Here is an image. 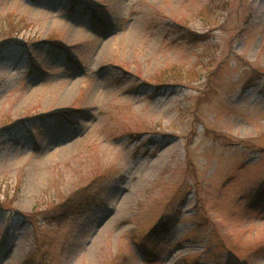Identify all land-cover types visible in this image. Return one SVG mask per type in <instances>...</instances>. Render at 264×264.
<instances>
[{"label":"rangeland","instance_id":"rangeland-1","mask_svg":"<svg viewBox=\"0 0 264 264\" xmlns=\"http://www.w3.org/2000/svg\"><path fill=\"white\" fill-rule=\"evenodd\" d=\"M0 264H264V0H0Z\"/></svg>","mask_w":264,"mask_h":264},{"label":"bare ground","instance_id":"bare-ground-1","mask_svg":"<svg viewBox=\"0 0 264 264\" xmlns=\"http://www.w3.org/2000/svg\"><path fill=\"white\" fill-rule=\"evenodd\" d=\"M113 4L115 5H118L119 1L121 2V0H111ZM112 39L106 41L104 44H102L103 46L101 47V44H100V47L99 49L102 50V49H106L107 47L110 46V41ZM98 49V50H99ZM72 86V85H71ZM71 86L68 85L67 87V90L66 92L68 91V89L71 88ZM65 92V93H66ZM67 94H64L63 97H65ZM72 146V143H70L69 145L67 146H63L61 148H59V151H66L68 148H70ZM176 147L175 143L171 142V143H166L165 142H162L161 145L159 146V148H157V150L154 152V154H157V158L156 160H161L167 153H169L171 150H173L174 148ZM126 196V195H125Z\"/></svg>","mask_w":264,"mask_h":264}]
</instances>
